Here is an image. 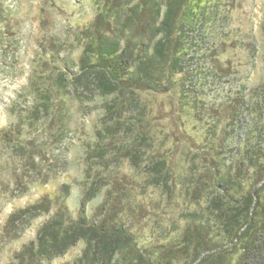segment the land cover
<instances>
[{"label": "trees", "instance_id": "obj_1", "mask_svg": "<svg viewBox=\"0 0 264 264\" xmlns=\"http://www.w3.org/2000/svg\"><path fill=\"white\" fill-rule=\"evenodd\" d=\"M224 2L90 0L93 18L62 42L77 52L75 72L61 64L54 36L46 38L28 80L35 107L26 123L0 128V142L26 150L22 128L36 131L45 120L66 131L70 88L101 98L102 114L87 144L78 211L68 183L13 211L0 226V260L8 243L50 215L10 264H47L80 241L81 254L63 264H264V122L247 127L252 111L263 114L264 83L249 86L201 46L206 33L215 37ZM5 9L0 0L1 53ZM157 95L171 96L172 129L153 119ZM123 161L133 174L120 173ZM149 187L160 198L145 235L134 223Z\"/></svg>", "mask_w": 264, "mask_h": 264}, {"label": "rangeland", "instance_id": "obj_2", "mask_svg": "<svg viewBox=\"0 0 264 264\" xmlns=\"http://www.w3.org/2000/svg\"><path fill=\"white\" fill-rule=\"evenodd\" d=\"M223 4L221 17L212 29L215 37L206 33L201 40L202 51H216L218 60L215 61L235 71L249 86L264 83V0H225ZM4 7L8 15L5 23L8 39L5 40L7 51L1 53L0 50V128L26 123L25 115L35 107L36 99L27 92L28 80L34 56L46 38L51 41L54 36L52 41L58 43L54 49L61 51V64L75 72L77 52L62 42L68 41L69 32L78 23L85 25L94 15L90 0H4ZM42 8H46L47 13ZM216 37L215 44L212 39ZM150 98L156 125L162 130L172 129L171 96ZM102 107L101 98L93 99L70 88L65 104L68 116L60 121L66 125V131H62V126L57 129L55 121L45 120L38 123L36 131L22 128L26 150L11 149L0 142V226L18 208L45 195L62 192L64 183L71 186L68 204L78 211L87 184L84 174L87 144L94 138ZM247 121L249 129L260 127L258 123L264 122V111L261 117L252 111ZM33 163L36 169L28 174ZM121 168L120 173H134L127 161L122 162ZM146 192V209L136 217L134 224L148 235L155 223V204L160 195L152 187ZM103 198L101 194L90 201V216ZM49 216L37 218L17 240L8 243L0 264H10L13 253L36 237V231ZM162 218L168 219V214ZM84 245V241H80L65 255L47 264H63L75 259Z\"/></svg>", "mask_w": 264, "mask_h": 264}]
</instances>
